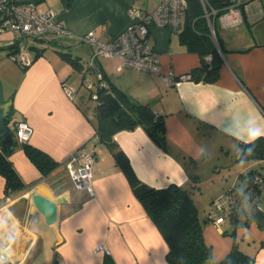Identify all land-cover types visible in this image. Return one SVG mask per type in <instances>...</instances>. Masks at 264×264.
<instances>
[{
    "label": "crops",
    "instance_id": "1",
    "mask_svg": "<svg viewBox=\"0 0 264 264\" xmlns=\"http://www.w3.org/2000/svg\"><path fill=\"white\" fill-rule=\"evenodd\" d=\"M161 1L73 0L65 7L61 0H41L45 6L40 12L55 10L56 19L69 33L29 37L28 54L33 61L26 68L9 56L8 48L17 42V36L10 30L0 32V103L11 100L10 120L25 121L32 129L28 143L58 162L51 172L43 175L26 156L9 120L7 125L15 144L8 159L27 187L14 192L9 200L3 199L4 178L0 175L4 231L26 236L24 242L21 236L18 241L14 239L15 244L0 235V251L6 255L8 264H166L164 239L132 193L106 145L95 136L96 101L92 89L93 82L97 84L101 79L100 71L106 83L109 81L141 103H153L154 109L164 115L167 151L155 144L141 127L120 130L113 136L136 176L150 186L175 183L189 187V176L197 174L202 179V166H212V156L217 160L230 156L227 143H232L237 153L240 144L254 142L249 135L252 128L264 129V42H256L241 27L252 22L249 1L239 8V23L225 25L217 20L219 26L233 29H225L218 36L224 51L215 82L191 78L173 83L164 80L165 76L177 78L190 73L200 62L198 53L181 42L178 34L181 26L149 27L147 40L158 53L157 72L131 67L118 69L120 60L115 56H98L94 62L90 61L96 47L83 42L80 39L83 34L93 31L98 40L109 41L130 23L129 7L152 11ZM261 15L260 10L259 18ZM37 50L40 54L35 57ZM65 52L78 59L81 70L74 69L61 57ZM76 72H81L82 77L77 78ZM65 87L72 91V97ZM82 145L95 154L93 195L74 185L64 165L67 157ZM236 160L248 163L239 168L236 177L246 180L244 175L251 169L261 174L256 200L264 211V171L256 168L257 165L264 168L261 165L264 159L236 157ZM234 183L233 180L226 189L211 191L204 216L198 215L203 221L207 219L203 237L212 251L211 259L202 264H214L231 247V223L227 219L216 223L207 215L213 199L223 197L233 186L242 190L246 185ZM199 187L193 189L194 193ZM33 192L50 199H64L57 204L54 222L47 223L36 209L31 200ZM222 202L228 207V198ZM235 236L240 246L254 253L253 264H264V244L260 245L264 243V228L249 220L235 229ZM100 246L106 250L98 249Z\"/></svg>",
    "mask_w": 264,
    "mask_h": 264
},
{
    "label": "trees",
    "instance_id": "2",
    "mask_svg": "<svg viewBox=\"0 0 264 264\" xmlns=\"http://www.w3.org/2000/svg\"><path fill=\"white\" fill-rule=\"evenodd\" d=\"M14 1H32L37 4L41 0ZM72 1L61 0L65 7L70 6ZM207 2L212 8L217 9L213 18L216 28L219 15L224 13V6L230 1L207 0ZM178 34L181 42L186 44L190 50L196 51L200 57L199 65L189 73L190 78L197 81L215 82L223 64L221 52L224 51V47L217 35L216 40L211 36L199 0H188V6ZM8 49L10 50L9 55L12 54L16 51V44L14 43ZM39 54L40 51L37 50L35 57ZM60 55L74 69H82V65L76 57H72L67 52ZM206 56H210L209 61L206 60ZM100 74L101 79L97 82L94 91L96 101L95 136L106 145L115 164L126 176L132 193L164 239L167 245L166 264H202L211 259V247L205 243L203 237V228L207 219L203 221L199 218L192 196L193 189L199 186V176L197 174L189 176V187L175 183H170L166 187L150 186L136 176L127 155L113 139L114 134L120 130L141 127L155 144L167 151L164 115L154 109L153 103H141L109 81L106 83L105 75L101 71ZM5 120L8 124L10 115ZM13 141L15 144L14 139ZM22 148L26 156L43 175H47L58 165V162L47 153L28 142L22 143ZM11 150L4 151L0 146V175L4 178L3 199L27 187L8 159ZM236 157L239 160L264 159V138L260 137L254 142L240 144ZM256 174L261 176L253 169L245 173L246 185L242 190L233 186L226 191L228 207H224L222 221L227 219L232 225L233 230L229 232L232 236V244L225 256L214 264H253L254 262V253L250 252L248 248L240 246V242L235 236V229L246 225L249 220H254L260 228H264V211L257 206L256 200L261 183L254 184L252 182V178ZM253 200L256 203L249 216L247 214L249 212L242 204ZM213 201L214 199L209 204L208 210ZM247 216H249L248 220L246 219Z\"/></svg>",
    "mask_w": 264,
    "mask_h": 264
},
{
    "label": "built area",
    "instance_id": "3",
    "mask_svg": "<svg viewBox=\"0 0 264 264\" xmlns=\"http://www.w3.org/2000/svg\"><path fill=\"white\" fill-rule=\"evenodd\" d=\"M224 6V13L219 15L222 24H237L241 21L239 8L245 6L250 0H229ZM203 16L206 18L211 36L216 40L213 18L217 9L212 8L207 0H199ZM188 0H162L152 11H143L134 7L128 8L130 23L113 39L103 42L98 40L93 31L83 34L80 39L96 47L91 55V62L98 56L118 57V69L131 67L145 72L159 71L158 53L148 42L147 36L150 26H167L173 28L181 26ZM0 32L10 30L17 36L16 51L10 58L21 67L31 64L32 58L28 54L27 39L39 37L47 33L66 34L69 31L56 19L55 10L48 8L37 11L36 4L32 1L15 2L14 0H0ZM190 74H182L177 78L165 76L166 83H173L177 79H189ZM67 95L72 97V91L64 88ZM10 126L14 129L19 142H28L32 133L31 127L23 120L11 119ZM95 156L93 150L85 146L78 147L64 161L66 170L77 188L84 189L89 195L94 194L91 177ZM254 184H260L262 177L254 175ZM9 200V197H6ZM224 206L222 197L214 199L208 210V218L216 223L222 222ZM104 248L100 246L98 249Z\"/></svg>",
    "mask_w": 264,
    "mask_h": 264
},
{
    "label": "rangeland",
    "instance_id": "4",
    "mask_svg": "<svg viewBox=\"0 0 264 264\" xmlns=\"http://www.w3.org/2000/svg\"><path fill=\"white\" fill-rule=\"evenodd\" d=\"M251 1V2H250ZM249 4H248V13L251 15L250 20L252 21L251 23H249L248 25L245 23L244 25H241V27H245L248 31V34L251 36L253 35V37H255V41L256 42H264V0H259L258 1H254V0H250ZM44 3L45 2H38L36 4L37 6V10H43L44 8ZM261 10L262 15L258 16V12ZM225 29H229L232 30V27H228V28H223V26H219L218 23H216V32H217V36H220L223 32H225ZM30 44V41L28 42V45ZM87 63V60L85 59V61ZM86 63H84L86 65ZM77 78H81L82 77V73L81 72H76L75 73ZM96 81L93 82V89L92 91L94 92L96 89ZM86 92V94L89 93L88 89L84 90ZM227 145L230 146V148H227L229 150V157L228 156H221V158L219 160L215 159L217 158L216 156H212L211 159H213L211 162L213 163L212 166L209 164H204L202 166V170H203V178L199 180V190L196 193H193V198L195 200V204L198 210V215L204 216L205 213V209L206 206L208 205V201L210 200V193L211 191H213L214 189H221L223 190V188H227L229 186V184H231V182L234 180V184L237 186H240L241 184H246V180L245 179H240V177H236L238 176L237 173L239 172V168L248 164L246 162H241L236 160V154L235 153V148L233 147L232 143H227ZM225 155V154H223ZM229 160H231L229 162ZM214 165H216L214 167ZM262 167H264V164H261ZM256 168H259L261 171H264V168H260V166H256ZM234 178V179H233ZM224 183V184H223ZM242 186V185H241ZM225 192V190H224ZM228 198V196L226 195V193L223 194V201H226ZM256 201H250V202H245L243 203V206L245 207L246 211H250L254 205H255ZM13 232H10L9 230L6 231H2L0 232V235H2L4 237V240L8 241L10 240L11 242L14 241V239H17V237H22V242H24V240L26 239V236L24 237L23 234L16 233V234H12ZM12 242V243H13ZM16 244V243H15Z\"/></svg>",
    "mask_w": 264,
    "mask_h": 264
},
{
    "label": "water",
    "instance_id": "5",
    "mask_svg": "<svg viewBox=\"0 0 264 264\" xmlns=\"http://www.w3.org/2000/svg\"><path fill=\"white\" fill-rule=\"evenodd\" d=\"M11 100L0 103V137L1 147L4 151H10L14 145L13 137L6 123V117L9 116ZM31 200L36 209L44 216L47 223H52L56 219L57 204L64 201L61 197L50 199L36 192L31 194ZM6 258V255L0 251V259Z\"/></svg>",
    "mask_w": 264,
    "mask_h": 264
},
{
    "label": "clouds",
    "instance_id": "6",
    "mask_svg": "<svg viewBox=\"0 0 264 264\" xmlns=\"http://www.w3.org/2000/svg\"><path fill=\"white\" fill-rule=\"evenodd\" d=\"M249 135L251 136V140L255 141L256 139H259L260 137H264V129L254 127L250 130ZM4 219L2 216H0V232L4 230ZM0 264H8V260L6 258L0 259Z\"/></svg>",
    "mask_w": 264,
    "mask_h": 264
}]
</instances>
